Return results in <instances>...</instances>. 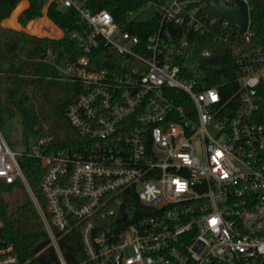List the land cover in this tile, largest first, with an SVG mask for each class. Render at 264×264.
Returning <instances> with one entry per match:
<instances>
[{
	"label": "built area",
	"instance_id": "1",
	"mask_svg": "<svg viewBox=\"0 0 264 264\" xmlns=\"http://www.w3.org/2000/svg\"><path fill=\"white\" fill-rule=\"evenodd\" d=\"M191 1L155 3L144 20L158 15L157 29L142 42L87 0H44L75 9L84 24L58 28L56 37L83 52L56 64L62 79L81 87L65 111L80 138L47 149L50 137L33 135L17 152L0 129V180L24 185L60 264L68 263L58 239L71 229L86 255L76 264H264V57L236 59L238 86L229 99L184 76L172 57L188 47L185 32L203 33L216 21L230 26ZM243 1L248 25L240 35L248 40ZM218 3L237 7L236 0ZM138 13L127 21H140ZM179 27L184 33L172 42ZM99 43L128 59L95 68L89 54ZM43 61L56 59L47 50ZM23 156L40 160L41 198L22 171ZM0 264H20L1 240Z\"/></svg>",
	"mask_w": 264,
	"mask_h": 264
},
{
	"label": "trees",
	"instance_id": "2",
	"mask_svg": "<svg viewBox=\"0 0 264 264\" xmlns=\"http://www.w3.org/2000/svg\"><path fill=\"white\" fill-rule=\"evenodd\" d=\"M27 1L28 6L18 17L23 25L40 17L44 5V0ZM148 1L157 4L164 2L87 0V5L93 11L108 10L117 23L136 33L145 42L147 36L157 29L158 15L151 20L140 21H127V16L137 13ZM221 1L224 0H216ZM234 2L230 0L231 4ZM247 2L251 32L248 40L239 35L236 28L223 27L221 22L216 21L214 28L207 27L203 33L185 32L189 37L188 47L172 57L180 65L184 76L192 78L202 88L217 86L223 99L235 96L237 90L236 78L240 72L236 59L242 56L248 59L264 57V0ZM20 3L24 7L26 1L0 0V122L4 117L18 115L25 138L33 135L50 137L46 143L47 149L71 146L80 136L70 124L65 111L78 97L81 87L77 82L62 79L57 65L77 59L83 52L76 41L66 36L40 37L3 26V21ZM199 3L198 0H192L190 5ZM202 9L209 16L213 15L207 6L203 5ZM46 15L54 25L66 31L84 26L75 9H59L54 2L47 6ZM227 31H230L228 37L225 34ZM176 32L171 33L172 42H177L184 33L181 27ZM214 34H220L221 38L213 40ZM203 49H208L210 54L202 55ZM47 50L55 56V64L43 61ZM89 57L97 69L110 68L112 62L128 59L103 43H99ZM29 88L32 89L31 96L27 93ZM19 162L31 189L41 198L39 182L43 168L40 160L23 156ZM0 219V240L12 245L20 264H60L41 217L21 181L5 183L0 180ZM58 243L68 264L86 260L77 229L60 234Z\"/></svg>",
	"mask_w": 264,
	"mask_h": 264
},
{
	"label": "rangeland",
	"instance_id": "3",
	"mask_svg": "<svg viewBox=\"0 0 264 264\" xmlns=\"http://www.w3.org/2000/svg\"><path fill=\"white\" fill-rule=\"evenodd\" d=\"M26 1V0H24ZM23 3L18 4V6L13 9L11 11V15H9L7 17V19H5L3 21V26L11 28V29H15V30H22L25 33L28 34H32V35H36V36H40V37H53L56 38L59 35V30L58 27L56 25H54L53 23H51L48 19H47V15H46V7H47V2L43 5L42 8V15L38 18H35L34 20H29V21H35L38 20L39 18H44L47 21L50 22V25L52 26V31H50L47 26V23L42 22L39 26V31H31L27 29V24L29 23L26 22V24H21V22L18 20V17L20 15V13L28 6V1H26L25 6L23 7L22 5ZM155 2L151 1V3H145L141 9H140V13H138L137 18L140 20H144V19H148L151 16V13L153 12V10L155 9ZM14 16V19H13ZM17 18V21H16ZM19 25H18V23ZM44 35V36H43ZM0 129L1 132L3 134V136L5 137L6 141L9 143L10 147L17 151V152H22L24 150H26L27 144H26V138L23 136L22 134V125H21V121L18 115H14L12 117H4L1 122H0Z\"/></svg>",
	"mask_w": 264,
	"mask_h": 264
},
{
	"label": "water",
	"instance_id": "4",
	"mask_svg": "<svg viewBox=\"0 0 264 264\" xmlns=\"http://www.w3.org/2000/svg\"><path fill=\"white\" fill-rule=\"evenodd\" d=\"M207 6L211 12L219 19H226L230 26L235 27L238 30V34H242L248 25V8L243 0H236L237 7L230 5H222L216 2V0H199ZM32 89L29 88L27 93L31 96ZM118 219L122 218V214L119 212Z\"/></svg>",
	"mask_w": 264,
	"mask_h": 264
},
{
	"label": "bare ground",
	"instance_id": "5",
	"mask_svg": "<svg viewBox=\"0 0 264 264\" xmlns=\"http://www.w3.org/2000/svg\"><path fill=\"white\" fill-rule=\"evenodd\" d=\"M13 19H14V16H13ZM42 22H45L47 23V26L50 31H52V26L50 25V22L47 21L46 19L44 18H39L38 20H35V21H29V23L27 24V29L28 30H31V31H39V26Z\"/></svg>",
	"mask_w": 264,
	"mask_h": 264
},
{
	"label": "crops",
	"instance_id": "6",
	"mask_svg": "<svg viewBox=\"0 0 264 264\" xmlns=\"http://www.w3.org/2000/svg\"><path fill=\"white\" fill-rule=\"evenodd\" d=\"M27 1V0H26ZM48 18V17H47ZM50 20V19H49ZM51 21V20H50ZM52 22V21H51ZM53 23V22H52ZM54 24V23H53Z\"/></svg>",
	"mask_w": 264,
	"mask_h": 264
}]
</instances>
